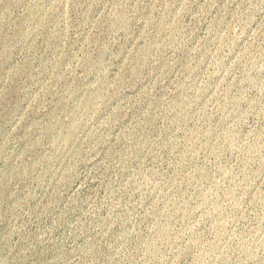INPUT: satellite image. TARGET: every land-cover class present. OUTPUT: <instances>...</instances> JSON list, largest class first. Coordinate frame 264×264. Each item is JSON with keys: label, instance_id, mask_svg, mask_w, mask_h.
<instances>
[{"label": "rangeland", "instance_id": "374dc122", "mask_svg": "<svg viewBox=\"0 0 264 264\" xmlns=\"http://www.w3.org/2000/svg\"><path fill=\"white\" fill-rule=\"evenodd\" d=\"M0 264H264V0H0Z\"/></svg>", "mask_w": 264, "mask_h": 264}]
</instances>
